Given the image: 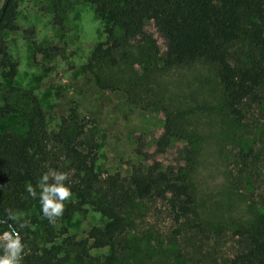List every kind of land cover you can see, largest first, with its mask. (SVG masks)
I'll return each mask as SVG.
<instances>
[{
    "label": "rangeland",
    "instance_id": "rangeland-1",
    "mask_svg": "<svg viewBox=\"0 0 264 264\" xmlns=\"http://www.w3.org/2000/svg\"><path fill=\"white\" fill-rule=\"evenodd\" d=\"M14 2L17 29L3 34L18 66L12 79H2L0 101L10 86L31 90L49 131L75 107L84 138L97 143L95 168L101 178H125L157 161L160 169L172 165L184 172L193 199L188 218L178 217L160 199L135 204L124 213L116 249L76 244L91 227L106 223L91 204L53 218L51 234L33 204L24 211L25 220L36 222L21 233L23 250L35 243L53 245L61 264H102L113 250L114 264L225 263L240 245L239 231L260 226L264 211V90L258 91L259 101H246L243 116L235 120L225 107L219 66L208 58L164 65L168 42L150 19L143 27L155 51L134 35L114 50L115 65L89 70L85 64L94 46L108 40L107 14L85 0ZM36 46L58 50L47 58ZM167 119L169 142L163 144ZM27 127L18 113L0 117L1 131L24 134ZM185 149L194 150L189 161Z\"/></svg>",
    "mask_w": 264,
    "mask_h": 264
},
{
    "label": "trees",
    "instance_id": "trees-1",
    "mask_svg": "<svg viewBox=\"0 0 264 264\" xmlns=\"http://www.w3.org/2000/svg\"><path fill=\"white\" fill-rule=\"evenodd\" d=\"M85 1L92 4L96 12L107 14L110 21L105 30L108 40L94 46L85 64L89 70L115 65L114 50L134 35H141L147 42L143 25L145 19H150L168 42L161 57L164 65L208 58L219 66L218 81L225 107L235 120L243 116L246 101L260 100L258 91L264 90V0ZM15 17L14 0H3L0 7V90L2 79H12L17 73L18 64L10 55L3 34L6 30L17 29ZM115 30L120 32V37H115ZM149 48L156 50L154 44ZM238 48L239 54L236 53ZM35 49L47 58L58 50L57 46H36ZM97 79L101 87H107L100 75ZM11 113L22 115L28 127L24 134L11 129L0 130V231L7 230L8 225L20 234L27 230L28 227L21 229L19 224L25 221L24 211L35 204L41 217L39 222L51 234L52 222L41 212V189L36 187L41 175L49 170L67 176L64 184L70 189L72 199L62 202L63 215L80 205L91 204L107 219L104 226L91 227L86 238L77 245L90 241V247L116 249L125 226L124 213L147 198L165 201L178 217L188 218L193 213L186 176L172 165L160 169L155 161L145 168L132 169L125 178L119 174L101 178L95 168L97 143L84 138L85 125L75 107L60 118L56 131H49L38 97L31 90L10 86L1 96L0 117ZM165 125V133L159 139L163 144L169 142V119ZM193 153L194 150L185 149V160L189 161ZM53 182L50 177L48 183ZM28 184L35 188L36 198L26 191ZM9 212L19 214V219H8ZM258 222L260 226L239 231L243 238L238 249L222 264H264V211ZM56 250L53 245L39 247L35 243L23 250L21 264H61L54 253ZM114 251L102 264H114Z\"/></svg>",
    "mask_w": 264,
    "mask_h": 264
},
{
    "label": "clouds",
    "instance_id": "clouds-1",
    "mask_svg": "<svg viewBox=\"0 0 264 264\" xmlns=\"http://www.w3.org/2000/svg\"><path fill=\"white\" fill-rule=\"evenodd\" d=\"M50 177L54 181L48 183ZM67 176L63 172H54L49 170L41 175L36 187L40 188L39 201L41 204V212L49 222L53 221V218L62 215L64 210L65 201L70 195V189L65 186L64 181ZM26 191L32 198L37 197L35 188L28 184ZM7 218L12 221L19 219V214L9 212ZM21 229L30 227L27 220L19 224ZM24 245L21 243V234L12 225H8L7 230L0 231V264H21L22 252Z\"/></svg>",
    "mask_w": 264,
    "mask_h": 264
},
{
    "label": "water",
    "instance_id": "water-1",
    "mask_svg": "<svg viewBox=\"0 0 264 264\" xmlns=\"http://www.w3.org/2000/svg\"><path fill=\"white\" fill-rule=\"evenodd\" d=\"M0 254H2V252Z\"/></svg>",
    "mask_w": 264,
    "mask_h": 264
}]
</instances>
